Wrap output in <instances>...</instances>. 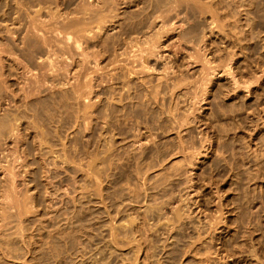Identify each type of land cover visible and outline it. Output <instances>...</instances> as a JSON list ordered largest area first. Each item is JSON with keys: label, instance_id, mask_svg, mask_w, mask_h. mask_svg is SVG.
<instances>
[{"label": "rangeland", "instance_id": "obj_1", "mask_svg": "<svg viewBox=\"0 0 264 264\" xmlns=\"http://www.w3.org/2000/svg\"><path fill=\"white\" fill-rule=\"evenodd\" d=\"M6 1L7 0H0V10L2 7L4 8L0 11V41L2 42H6L4 39L10 37L11 35L7 31H3L6 29L5 25L11 22L6 18L7 15L4 14V10L7 8V6L5 7ZM12 1L15 2V0H11L10 2L13 4L16 3ZM209 2H211V0ZM232 2L234 4L235 1L232 0ZM236 2L234 4L235 8L233 9L235 13L232 15L229 14L227 18V23L231 22L230 26L233 29L230 26L229 28L225 25V20H221L222 22L219 21L221 31L219 32V27H217L214 29V31L210 32L212 30L211 26H209L211 17L210 13H206V15L209 16V21L205 20V25H207V35L204 37V41H201L196 45L186 43L185 41H182L180 44V42L177 41L176 36H174L171 40L164 43H169V46L167 45L164 48L162 57L159 59L156 57L152 58L151 64L155 63L154 65L157 69L156 71H153V73L151 72L152 74L149 76V78L151 77L154 83H156L158 80L157 76H159V74L161 76L162 72L160 73V71H162V68L169 63H175L174 66L176 73L173 72L172 74L171 71L173 70H171V73H169L172 74V78H176V75L178 78L180 76L179 79H182V76H184V79L187 78V80H181L183 86L180 85V88H176L175 94L171 92H168V94L166 93L167 95H165L164 106L162 105L161 107V104L151 105L152 108L155 109L153 110L156 117L161 114L163 117H165V119L168 120L163 122V125L167 128L161 125L162 119H158V122L156 118L155 123H152L151 121L146 120L143 116L141 119L142 121L139 119L140 122H135L134 120L132 122L134 124L136 123V127H141L137 128V131L135 130L134 133H137L135 134L136 137L132 135L130 137L131 139L128 137L129 139L127 138L125 141L122 140L121 142L118 136L115 135L114 127L109 126V124H107L108 126L106 125V121L109 119V115H107V113H110L109 106L111 104H119L120 102L115 100L118 95L117 97L115 95V97L112 98L113 101L110 97H108L110 95V92L108 94V89H111V85H113V87L116 85L113 84L112 80L108 81L107 76L109 75H106L107 70L104 69L96 72V75L98 73L99 77H97L98 75L96 76L95 73L93 75L94 77L96 76L95 79L97 78L98 81L95 83L96 80H93V82L95 81L93 83L95 91L90 97L91 101L96 102H93V106L90 107L88 111L89 113L87 114V121H85V123L88 124V127L84 125L85 123L81 126H78V123L75 121V113H73V109L71 107H69L68 112H66V108L63 111V109H59V106L57 107V105H51L54 104L51 103L50 108L48 106V108L45 109V113L47 114V112H50L49 109L51 110V107H53L51 112L47 114L48 116L51 114L50 117L55 119L53 120L54 122L51 120L50 123H48V128L50 129L52 135L54 134L49 138V140H47L48 143L50 142L51 146L53 144L52 147L49 146V144L46 145L45 143L47 142H45V145H43V143L40 144L38 140L34 139L33 133L37 132V130L39 132L40 129L38 128L40 127H37L36 129L29 128L23 131L20 128H22L24 125L19 127V132L21 131L20 133H22H19L20 138L27 136L25 131L34 130L32 137H29L28 135L27 138L25 137V139L19 140L20 142H18V140L13 141L16 140L14 139L16 135H12V138H7V142H5V140L4 142L0 141V143L2 142V145L0 146V264H264V98L260 99V102L257 100L255 93L251 94L246 88L232 90L233 88L229 84L228 80L229 75L225 73L226 67H224L223 61L229 51V48L232 47V45H229L230 38L227 32H230L231 30V32L235 30L240 31L244 36V39L241 42L244 47L246 46L247 48V46L249 47L251 43L256 41L260 48L258 49L259 52L257 51V53L252 54L253 52L248 49L243 48L245 50L244 51L243 49L239 48V46L234 47L233 52L236 54L235 56H237V58L235 57L234 59H238V61L233 64V69L239 77L242 76V74H244L243 72L246 70L244 66L247 60L246 58H248L250 61L252 59V61L255 60L253 62V65L255 64V66L250 64L251 66L249 73L240 77V79L245 77V79H247L249 76L252 78L254 77L253 79H255L258 78V75H262V77H260L264 79V0H236ZM2 3L5 5L2 6ZM252 3L255 4L253 5ZM238 5L241 7H238ZM125 6L126 4H122L123 8H120L119 10L121 15L127 14L122 13V11L127 9V6ZM130 9H133V7ZM1 14L6 16L3 17ZM15 15L16 13L12 14V16ZM183 15L185 14H182V17L178 16V18H175V23L177 22L175 24L177 25V30H173V32H179L185 28L182 26L184 21L187 25V22H191ZM1 16L3 18H1ZM4 18L5 21L3 20ZM200 18V20H202V17ZM183 19L185 20L182 21ZM6 20L8 23H6ZM247 20H249V22ZM186 24L185 26H187ZM118 30L119 26L117 22L116 24L110 25L109 28H107L105 34L102 33L103 37L108 34H116ZM246 34H248V36ZM3 43H0V48L6 46H1ZM221 44L223 46H221ZM198 45L199 47H197ZM92 47L94 48L93 50H98L97 47ZM198 48H200L201 51L204 50L206 56L208 58L210 57L209 59L213 61L211 63L213 67L212 70L215 68L213 71L209 70L211 74L209 76L207 75V78L211 79H205L206 83L204 85H200L199 83L202 79L201 74L204 73L202 67L205 66V63L203 62L205 60L195 63V60H191L193 57H189V52H195V50L197 51ZM205 48H207V50ZM89 49V51L92 50L91 47ZM176 50H178V53H176ZM217 51H220L222 54ZM0 53L1 57L4 56L1 60H5L3 62L7 63L11 62V60L7 58H12L18 54L17 52H13L12 56H10L11 53L9 56H7L8 53L6 54L5 52L3 53L1 51ZM2 54H5L6 56ZM179 56H181L180 60H182V56L185 58V60L183 59V65H181L179 60H177ZM109 60V57L105 55L102 56L100 60V66L108 65L107 63L110 62ZM218 62L220 64L222 62L223 64L221 65L223 66H221ZM111 66L114 67V65ZM111 66L109 65V68L113 69ZM206 66H210V64H207ZM109 68L107 69L110 70ZM3 69H1L2 73L4 72ZM76 69L78 70L79 67L76 66L72 70L71 76L65 75L63 77L64 82H68V79L70 78L69 81L71 84L75 80L72 76ZM207 69L208 67L204 71ZM20 70L22 71V68ZM104 71H106V73ZM111 71L114 72V69ZM20 74H22V72ZM100 74H103L104 77ZM2 75L4 76L2 77L0 75L2 77L0 79H5V76H7L6 73H3ZM22 75V78L18 79L20 80L19 86H24L26 81V79H24L26 74ZM11 78H13V75ZM164 78V76H161L162 80H165ZM259 78L258 82L254 83L253 86H259L260 83H262V79ZM198 79L200 80L198 81ZM196 80L199 83H196ZM68 84H66L63 88H66ZM49 85L50 84L45 85L43 88L44 90L38 96L45 95L50 92L52 86ZM196 85H198V87ZM13 86L11 87L14 89L15 87ZM55 87L56 90H60L61 88L58 87V85ZM259 88V91L263 92L262 89H264V84L262 83ZM16 90L18 91V89H15V91ZM7 91L11 93L10 88H8ZM12 91L14 96L15 91ZM235 92H239L238 97L235 96ZM18 94L15 95L17 96ZM194 95L195 97L198 95V97L201 98H193ZM4 98H0L2 104H0V114H2L4 110L10 106L14 107V102H9L7 98ZM244 102H248V107L243 106ZM254 102L256 105H258L256 106L257 110L254 108L255 105L251 106ZM94 103H96L95 106ZM176 103H178V107H176ZM169 105L172 107H169ZM186 105H188L190 108H188ZM54 107H56L57 110L56 108L54 109ZM229 108L234 111L229 110ZM252 110H255L254 113H252ZM54 111H57L58 115ZM172 111L173 113H171ZM189 111H191L190 113L193 115H191ZM186 114H190V116ZM240 115L250 116L256 121L255 124L252 123V125L249 124L250 126L245 128L244 126L242 127V123L239 119ZM104 116L105 119L107 118L106 120L104 119ZM175 116H177L179 119L181 117V120L182 116H188L187 118L185 117V119L189 120L190 118V122L188 123L187 120V125L184 119V121L182 120L183 122L178 123V120L175 119ZM63 117L67 118V122L64 123L66 127H64V124L61 122V120L64 121ZM172 118L176 120V122L174 121L175 124L173 123L174 119ZM27 119L30 120L31 118H23V120ZM88 121L90 122L88 123ZM136 121H138V119H136ZM145 121H147L146 123H150L146 124ZM82 123L83 120L81 121V124ZM137 124L139 126H137ZM167 124L169 125V128ZM179 124L181 128L179 127ZM181 124H184L186 127ZM175 125L177 126V129H174ZM60 126H62L63 130L60 129ZM231 127L234 128L231 129ZM45 128L46 127H44V130H46ZM139 129L142 133L139 131ZM167 130L170 131L168 132ZM258 130L259 132L256 134ZM58 131H63L64 138L63 134L60 133V135L62 134L61 137ZM178 131L180 136L178 135ZM152 136L155 140L152 138ZM260 136L261 138L263 136V138L260 142H257L255 137L260 138ZM117 138L120 143H117L116 140H113ZM139 138L141 139V142L137 140ZM33 139L35 140V143L32 141ZM50 139L52 140L50 141ZM26 141L28 143H33V149L31 151L26 149ZM63 142L67 148L64 144H62ZM181 142L183 143L182 145ZM156 143H158V145H156ZM170 143L171 145H169ZM63 145L65 146V149ZM186 146H188L190 150ZM176 147L180 148L177 149ZM52 151L55 153H52ZM64 151L65 154H63ZM145 152H148L147 156L149 157L143 156ZM6 153L7 155L9 154L7 156L9 160L4 157L6 156ZM16 154L19 156L18 161L13 157ZM189 163L191 164L189 165ZM7 164H10L9 167ZM21 164L24 165L25 168L22 167ZM25 164L27 165L25 166ZM148 165L151 166L149 167ZM13 166H15V170L19 169L21 171H17L22 173H20L21 175L16 178L14 190L16 189L17 192L16 190L4 191V189L7 187V184H9V182L7 183L8 176L5 175L7 173V169L5 170V168H11ZM24 169H27V171ZM139 170L140 174L138 173ZM136 173H138V175ZM22 175L26 176L23 177ZM34 175H36V177ZM4 184L6 185L4 186ZM99 189L101 190L99 191ZM8 192L12 193H9V195L7 194ZM14 196H18V198ZM26 197H28V199L23 201L26 199ZM8 198H10L9 201L6 200ZM29 199L30 202L28 201ZM24 202L27 204H24ZM19 204L20 206H18ZM10 205L13 206L11 207ZM28 205L30 206L28 207ZM5 210H7V212L9 210V212L7 213ZM20 211L21 213H19ZM174 215L176 217H174ZM19 216L22 217L20 218ZM131 216H133L132 219L135 218L134 216H136L138 219L135 218V221L134 219H129ZM144 218H147L146 221ZM169 221L171 222L169 223ZM113 222L115 225L118 224V228L115 225L113 226ZM120 223L124 224L122 225ZM115 230L118 233H115ZM29 235L32 236V239ZM113 235L116 236V241H113ZM7 239H9L11 243ZM8 243L10 245H8ZM10 247L13 248V251L10 250Z\"/></svg>", "mask_w": 264, "mask_h": 264}, {"label": "bare ground", "instance_id": "obj_2", "mask_svg": "<svg viewBox=\"0 0 264 264\" xmlns=\"http://www.w3.org/2000/svg\"><path fill=\"white\" fill-rule=\"evenodd\" d=\"M8 1V0H7ZM6 1L2 3V6L5 5L7 6L6 10H4V14L7 15V19H9L10 23L8 21L5 23L6 29L3 31H7L10 33V37H7L6 42L5 41H0V43H3L1 46H4L3 48H0L1 52H5L6 54L8 53L7 56L11 53L10 56H12V53H18L17 56H14L12 58H7L11 60L10 63L3 62L5 60L1 57L0 53V75L3 73L7 76L4 78L6 79H0V98L2 97L7 98L9 102H14V107H9L4 110L2 114H0V141L5 140L7 142V138H12V135H16L13 141L20 142L19 140L27 138L28 135L29 137H32L33 131H25L27 136H24V138H20V133L19 132V127L23 126L22 129L23 131L26 129H36L37 127H40V133L35 132L33 133V137L35 140H38L40 144L43 143V145H50V142L48 143L47 140L52 135L50 129L48 128V123L50 121L55 120L53 117L48 116L47 114L51 112L52 109L45 113V109L50 108L51 105H57L59 106V109H64L66 108V112H68V108L71 107L73 109V113H75V121L78 123V126H81L87 121V114L89 113L90 107L93 106V102L96 101H91V95L95 91L94 87V82L93 80L96 75V72L101 71V70H107L104 71L106 73L107 79L112 80L113 84L116 86L113 87V85L110 86L111 89H108V94L110 92V97L111 99L115 97V100H118L120 102L119 104H111L110 107V113H107L109 115V119L105 122L106 125L109 124V126L114 127L115 130V135L118 136L119 140H126L128 137L130 138L132 135L135 136L134 133L135 130L137 131V128L141 127H136V123H132L133 120L135 122H140L139 119L141 120L142 117L148 121H151L152 123H155V121L158 119H162V124L165 122V117H163L161 114L158 115L157 117L155 116L154 108H152V104L162 105L164 106V100H165V95L168 94V92H171L173 94L176 93V88H178L180 85H182L181 80L184 79L182 76V79H179L177 75L175 76L176 78H172L173 72H175V66L174 64H166L163 68L162 71H160L161 76H164L165 80L161 79V76H157L158 80L156 83L153 82V79L149 76L153 73V71H156L155 63L151 64L152 58H161L162 57V52L164 48L169 44H164L171 40L174 36H176L177 41L181 42L185 41L186 43L190 44H199L201 41H204V37L207 35L206 32V22L205 20H208L209 16L206 15V13H210V22L209 26H211V31H214L215 28L219 27V32L221 31V26H219V21L222 22L224 21L226 26H230V23L228 21V16L229 14L232 15L235 13L233 9L235 8L232 0H15L12 1L15 4L11 3L9 0L8 2ZM231 1V2H230ZM252 1V0H251ZM256 2V1H255ZM8 3V4H7ZM209 3V4H208ZM122 4H126L127 9L122 11V13H127L124 15H121V12L119 11L120 8L122 7ZM237 4V2H236ZM253 4V3H252ZM255 4V3H254ZM253 4V5H254ZM263 4V2H262ZM121 5V6H120ZM260 5V4H259ZM1 6V5H0ZM125 6V7H126ZM242 6V4H241ZM238 5V7H241ZM133 7V9H130ZM135 7V8H134ZM237 7V6H236ZM256 7V6H255ZM261 7V6H260ZM129 8V9H128ZM244 8V7H243ZM253 8V7H252ZM2 9H4L2 7ZM1 9V10H2ZM237 9V8H236ZM264 9V8H263ZM0 10V11H1ZM256 10V9H255ZM259 10V9H258ZM261 10V9H260ZM64 11V12H63ZM247 12V11H246ZM257 12V11H256ZM255 12V13H256ZM3 13V12H1ZM13 13H16L15 16H12ZM185 14L187 20L191 22H187L188 25L185 23L182 25V30L179 32H173V30H177V25H175V18L182 17L181 15ZM241 14V13H240ZM3 15V14H1ZM6 15H3L5 17ZM121 15V16H120ZM204 16V17H203ZM243 16V15H242ZM258 16V15H257ZM1 16V18H3ZM202 17V20H200ZM205 18V19H203ZM248 18V17H247ZM255 18V17H254ZM263 18V17H262ZM261 18V19H262ZM180 19V18H179ZM253 19V18H251ZM258 19V18H257ZM5 21V18L3 19ZM186 20V21H187ZM222 20V21H221ZM230 20V19H229ZM209 21V20H208ZM249 22V20H247ZM253 21V20H252ZM262 21V20H261ZM118 22L119 30L117 31L116 34L113 35H106L103 37V34L106 33L107 28H109L110 25L116 24ZM246 22V21H245ZM247 22V23H248ZM251 22V21H250ZM255 22V21H254ZM263 22V21H262ZM261 23V22H260ZM185 24L187 26H185ZM1 25V24H0ZM222 25V24H220ZM249 25V24H248ZM247 25V26H248ZM252 25V24H251ZM225 26V27H226ZM250 26V25H249ZM263 26V25H262ZM4 27V26H3ZM4 27V28H5ZM227 27V28H228ZM231 27V26H230ZM229 27V28H230ZM232 28V27H231ZM253 28V27H252ZM2 29V28H1ZM223 29V28H222ZM233 29V28H232ZM251 29V28H250ZM179 30V29H178ZM228 30V29H227ZM231 30V29H230ZM253 30V29H252ZM262 30V29H261ZM209 31V30H208ZM224 31V30H222ZM232 31V30H231ZM227 32L228 36L230 38V44L232 45L231 48H229L228 53L225 56L224 61V67L225 68V73L229 75V84L233 88L232 90H237L239 88H246L251 94L255 93L257 100L260 101V99L264 98V89L263 92L259 91L260 85L262 83L264 84V79H262V75H258V78L260 77L262 79V83H260L259 86H256L253 84L258 82V78L253 79L252 77L249 76V78L245 79L240 77L245 76L246 74L249 73L250 71V66H255L253 65V62L248 60L246 58V62L244 64L246 70L243 72L242 76H238L237 73H235L233 69V64L238 61L235 60L234 58L236 54L233 52L234 47H238L243 49H248L251 52L257 53L258 49L260 48L259 44L255 41L254 43H251L250 46L246 48L242 45L243 41V35L240 31H233V32ZM248 31V30H247ZM263 31V30H262ZM218 32V33H219ZM254 32V31H253ZM252 32V33H253ZM256 32V31H255ZM103 33V34H102ZM241 33V34H240ZM263 33V32H262ZM223 34V32H222ZM264 34V33H263ZM9 35V34H8ZM213 35V34H212ZM227 35V34H226ZM248 36V34H246ZM250 35V34H249ZM257 35V34H256ZM5 36V35H4ZM222 36V35H221ZM225 36V35H224ZM227 36V37H228ZM250 37V36H249ZM252 37V35H251ZM261 37V36H260ZM212 38V37H211ZM221 38V37H220ZM256 38V36H255ZM246 39V38H245ZM248 39V38H247ZM251 39V38H250ZM261 39V38H260ZM254 40V39H253ZM176 41V40H175ZM247 41V40H245ZM252 41V40H251ZM264 41V40H263ZM216 42V41H215ZM261 42V41H260ZM224 43V42H223ZM215 44V43H214ZM248 44V43H247ZM174 45V44H173ZM216 45V44H215ZM218 45V44H217ZM227 45V44H226ZM97 47L98 50H93L94 48L92 47ZM169 46V45H168ZM220 46V44H219ZM221 46H223L221 44ZM92 48L91 51H89V48ZM178 47V45H177ZM199 47V45L197 46ZM214 47V46H213ZM217 47V46H216ZM230 47V46H229ZM189 48V47H188ZM202 48V47H201ZM209 48V46H208ZM225 48V47H224ZM196 49V47H195ZM207 50V48H205ZM216 49V48H215ZM222 49V48H221ZM228 49V48H227ZM244 50V49H243ZM204 51V50H203ZM198 48V50L195 52H189L190 55L189 57H193L191 60H195L196 62H201L203 60L205 63V66L202 67V70L204 73L201 74V82H197L200 85H204L206 83L205 79L207 78V75L209 76L211 72L209 70H212V65L211 61L205 54V51L203 52ZM212 51V50H211ZM214 51V50H213ZM221 51V50H220ZM217 51V52H220ZM236 51V50H234ZM245 51V50H244ZM249 51V52H250ZM239 52V51H238ZM250 52V53H251ZM259 52V51H258ZM176 53H178V50H176ZM192 53V54H191ZM195 53V54H194ZM221 53V52H220ZM246 53V52H245ZM103 54V55H102ZM222 54V53H221ZM259 54V53H258ZM257 54V55H258ZM5 55V54H2ZM107 56L110 58V62H108V65L100 66V60L102 56ZM185 55V54H184ZM215 55V54H214ZM220 55V54H219ZM6 56V55H5ZM172 56V55H171ZM247 56V55H246ZM249 56V55H248ZM251 56V54H250ZM263 56V55H262ZM180 57H178L177 60L183 65L185 60L184 56H182V60H180ZM222 57V55H221ZM250 58V57H249ZM261 58V57H260ZM6 59V58H4ZM165 59V58H164ZM8 61V60H7ZM168 61V60H167ZM222 61V62H223ZM3 62V63H1ZM9 62V61H8ZM169 62V61H168ZM175 62V61H174ZM177 62V61H176ZM220 62V61H219ZM218 62V63H219ZM221 62V64H223ZM264 62V61H263ZM172 63V62H171ZM258 63V62H257ZM178 64V63H177ZM210 66H206V65ZM220 64V63H219ZM220 64V65H221ZM241 64V63H240ZM251 64V65H250ZM109 65H114L112 67L114 69V72L111 71L113 69L109 68ZM179 65V64H178ZM218 65V64H217ZM242 65V64H241ZM258 65V64H257ZM79 67V69L75 70L73 73L74 81L70 84V81L68 79V82H64V76H71V72L75 67ZM163 66V65H162ZM223 66V65H221ZM179 67V66H178ZM208 69L204 71L206 68ZM215 67V66H214ZM263 67V66H262ZM4 68V69H3ZM22 68V71L20 70ZM109 68L110 70H108ZM205 68V69H204ZM235 68V67H234ZM239 68V67H238ZM3 69V73L1 71ZM215 69V68H214ZM213 69V70H214ZM243 69V68H242ZM262 69V68H261ZM173 70V71H171ZM212 70V71H213ZM172 74H169L171 73ZM254 71V70H253ZM26 74L24 76V79H26L24 86H19L20 80L19 78H22V74ZM103 72V73H104ZM152 72V73H151ZM215 72V71H214ZM2 73V74H1ZM95 73V77L93 76ZM100 73V72H99ZM110 73V74H109ZM176 73V72H175ZM261 73V72H260ZM259 73V74H260ZM20 74V75H19ZM143 74V75H142ZM185 74V73H184ZM214 74V73H213ZM225 74V75H226ZM252 74V73H251ZM13 75V78H11ZM103 76V74H100ZM171 75V76H170ZM183 75V74H182ZM254 75V74H253ZM256 75V74H255ZM0 76V78H2ZM264 76V74H263ZM10 77V78H9ZM99 77V75L97 76ZM104 77V76H103ZM109 77V78H108ZM188 77V76H186ZM206 77V78H205ZM248 77V76H247ZM257 77V76H256ZM9 78V79H8ZM68 78V77H67ZM102 79V77L100 76ZM138 80L136 81L135 80ZM195 78V77H194ZM210 78V77H209ZM259 78V79H260ZM23 79V80H24ZM100 79V80H101ZM106 79V77H105ZM106 79V80H107ZM197 79V78H196ZM198 79V81L200 80ZM211 79V78H210ZM208 79V80H210ZM244 79V80H243ZM63 80V81H62ZM66 80V79H65ZM97 83V78L95 79ZM184 80H187L185 78ZM182 80V81H184ZM207 80V82H208ZM51 81V83H50ZM104 81V79H103ZM191 81V80H190ZM194 81V80H193ZM24 82V81H23ZM101 82V81H100ZM105 82V81H104ZM107 82V81H106ZM69 83V84H68ZM192 83V81H191ZM195 83V82H194ZM22 84V82H21ZM50 84L52 86V89L50 92H48L45 95L38 96L42 93L44 90L43 88L45 85ZM66 84H68L66 88H63ZM112 84V83H111ZM15 85V86H13ZM49 85V86H50ZM61 87L60 90H56V87ZM186 85V84H185ZM189 85V84H188ZM15 87L14 89L11 87ZM96 86V85H95ZM101 86V85H100ZM183 86V85H182ZM198 87V85H196ZM195 86V87H196ZM48 87V86H47ZM55 87V88H54ZM192 87V86H191ZM229 87V88H231ZM8 88H10V92L7 91ZM109 88V87H108ZM180 88V87H179ZM15 89H18V93L15 91L14 96H13V91ZM50 89V88H48ZM194 89V88H193ZM197 89V88H196ZM195 89V90H196ZM200 89V88H199ZM46 90V88H45ZM185 91V90H184ZM201 91V90H200ZM202 92V91H201ZM167 93V94H166ZM199 93V92H198ZM234 93V91H233ZM11 94V96H10ZM15 94H18L17 96ZM94 94V93H93ZM202 94V93H201ZM200 94V95H201ZM239 92H235V96L238 97ZM96 95V94H95ZM179 96V95H178ZM186 96V95H184ZM167 97V96H166ZM174 97V96H173ZM4 98V99H5ZM193 98L198 99V95ZM201 98V97H200ZM199 98V99H200ZM0 99V100H1ZM14 100V101H12ZM114 100V101H115ZM171 100V99H170ZM180 100V97H179ZM175 100V101H179ZM182 100V99H181ZM4 101V100H3ZM91 101V102H90ZM113 101V99H112ZM191 101V100H190ZM244 101V100H243ZM258 101V102H259ZM7 102V101H6ZM184 102V101H183ZM187 102V101H186ZM193 102V100H192ZM198 102V100H197ZM257 102V101H255ZM253 103L251 106L255 105L256 109V103ZM261 102V101H260ZM8 103V102H7ZM1 104V101H0ZM96 103H94L95 106ZM169 104V103H168ZM259 104V103H257ZM2 105V104H1ZM0 105V106H1ZM182 105V104H181ZM179 105V106H181ZM195 105V103H194ZM193 105V106H194ZM234 105V104H233ZM154 106V105H153ZM159 106V107H160ZM188 107V105H186ZM243 106L248 107V102H244ZM169 107H172L169 105ZM175 107V106H174ZM176 107H178V103H176ZM175 107V108H176ZM231 107V106H230ZM241 107V106H240ZM239 107V108H240ZM56 107H54L55 109ZM174 108V109H175ZM190 108V107H188ZM198 108V107H196ZM195 108V109H196ZM264 108V107H263ZM93 109V108H92ZM108 109V108H107ZM106 109V110H107ZM154 109V110H153ZM162 109V108H161ZM169 109V108H168ZM182 109V108H181ZM187 109V108H186ZM193 109V107H192ZM241 109V108H240ZM243 109V108H242ZM57 110V108H56ZM164 110V109H163ZM173 110V108H172ZM178 110V109H177ZM180 110V108H179ZM229 110H231L229 108ZM257 110V109H256ZM108 111V110H107ZM160 111V110H159ZM168 111V110H167ZM175 111V110H174ZM187 111V110H186ZM193 111V110H192ZM234 111V110H231ZM255 111V110H254ZM252 110V113H254ZM2 112V111H1ZM55 112V111H54ZM109 112V111H108ZM170 112V111H169ZM176 112V111H175ZM182 112V111H181ZM191 111H189L190 113ZM257 112V111H256ZM57 114V111L55 112ZM94 113V112H93ZM92 113V114H93ZM161 113V112H160ZM165 113V112H164ZM173 113V111L171 112ZM185 113V112H184ZM183 113V115H184ZM61 114V113H60ZM67 114V113H66ZM159 114V113H158ZM181 114V113H180ZM191 114V113H190ZM190 114H186L189 115ZM232 114V112H231ZM230 114V115H231ZM58 115V114H57ZM106 115V116H107ZM166 115V114H165ZM175 115V114H174ZM179 115V114H178ZM177 115V116H178ZM193 115V114H191ZM55 116V115H54ZM94 116V115H93ZM103 116V115H102ZM175 116V119L178 120V123H181L184 121L185 117L182 116L180 119ZM239 116V115H238ZM28 118L30 117V120H23V118ZM89 117V115H88ZM172 117V116H171ZM174 117V116H173ZM188 117V116H187ZM186 117V118H187ZM64 118V117H63ZM92 118V117H90ZM143 118V119H144ZM157 118V119H156ZM167 118V117H166ZM170 118V117H169ZM192 118V117H191ZM238 118V117H237ZM89 119V118H88ZM105 119V116H104ZM107 119V118H106ZM105 119V120H106ZM138 119V121H136ZM144 119V120H145ZM156 119V120H155ZM174 119V118H172ZM173 120L176 122V120ZM241 121L242 127L244 126H250L249 124L252 125L255 124V120L252 119L250 116H242L240 115L239 117ZM61 120V119H60ZM83 120V123L81 124V121ZM90 120V119H89ZM92 120V119H91ZM143 120V121H144ZM181 120V121H180ZM188 119H185V123L187 122ZM190 120V118H189ZM188 120V123L190 122ZM192 120V119H191ZM238 120V119H237ZM236 120V121H237ZM142 121V120H141ZM168 121V120H167ZM170 121V120H169ZM172 121V120H171ZM180 121V122H179ZM230 121V120H229ZM228 121V122H229ZM17 122V123H16ZM54 122V121H53ZM61 122L64 124L67 122V118H64V121L61 120ZM90 121H88L89 123ZM94 122V121H93ZM147 121H145L146 123ZM159 122V121H158ZM157 122V124H158ZM239 122V121H238ZM56 123V122H55ZM150 123V122H149ZM146 123V124H149ZM167 123V122H166ZM171 123V122H170ZM172 123V124H173ZM195 123V122H194ZM210 123V122H209ZM39 124V126H38ZM59 124V122H58ZM85 123L84 125L88 127V124ZM160 124V123H159ZM175 124V123H174ZM187 124V123H186ZM50 125V124H49ZM52 125V124H51ZM61 125V124H60ZM168 125V124H167ZM178 125V124H177ZM184 125V124H181ZM188 125V124H187ZM258 125V124H257ZM58 126V125H57ZM64 127L65 124L63 125ZM105 126V125H104ZM108 126V125H107ZM137 126H139L137 124ZM150 126V125H149ZM164 126V125H163ZM171 126V124H170ZM185 126V125H184ZM44 127H46L44 130ZM146 127V126H145ZM154 127V125H153ZM165 127V126H164ZM180 127V124H179ZM186 127V126H185ZM240 127V126H239ZM167 128V127H165ZM169 128V125H168ZM173 128V126H172ZM171 128V129H172ZM177 129V126H174V129ZM181 128V127H180ZM230 128V127H229ZM234 127H231V129ZM42 129V130H41ZM60 129L63 130L62 126H60ZM77 129V128H76ZM112 129V128H111ZM147 129V128H146ZM153 129V128H152ZM164 129V128H163ZM179 129V128H178ZM65 130V129H64ZM83 130V129H82ZM149 130V129H148ZM190 130V129H189ZM18 131V132H17ZM22 131V132H23ZM56 131V128H55ZM87 131V130H86ZM141 132V130L139 129ZM138 131V132H139ZM158 131V130H157ZM165 131V130H164ZM168 131V130H167ZM170 131V130H169ZM168 131V132H169ZM175 131V130H174ZM24 132V133H25ZM59 132V131H58ZM166 132V131H165ZM259 132V130L256 132V134ZM20 133V134H19ZM23 133V134H24ZM55 133V132H54ZM63 134V131L59 132ZM142 133V132H141ZM151 133V132H150ZM19 134V135H18ZM61 134V135H62ZM114 134V133H113ZM152 134V133H151ZM168 134V133H167ZM25 135V134H24ZM57 135V136H59ZM60 135V136H61ZM141 135V134H140ZM178 135L179 131H178ZM182 135V134H181ZM250 135V134H249ZM252 135V134H251ZM19 136V137H18ZM59 136V137H60ZM114 136V135H113ZM122 136V137H121ZM138 136V135H137ZM247 136V135H246ZM22 137V136H21ZM58 137V139H59ZM62 137V136H61ZM136 137V136H135ZM142 137V136H141ZM148 137V136H147ZM182 137V136H181ZM180 137V138H181ZM54 138V137H53ZM56 138V137H55ZM64 138V134H63ZM112 138V137H111ZM118 138L113 139L114 141L118 143ZM128 138V139H129ZM134 138V137H133ZM138 138V137H137ZM153 138V136H152ZM173 138V137H172ZM179 138V137H178ZM257 142H260L263 138L255 137ZM3 139V140H2ZM32 140L35 143V140ZM61 139V138H60ZM131 139V138H130ZM154 139V138H153ZM152 139V140H153ZM183 139V138H182ZM181 139V140H182ZM227 139V138H226ZM52 139H50L51 141ZM140 141L141 139H137ZM149 140V139H147ZM155 140V139H154ZM153 140V141H154ZM171 140V139H170ZM180 140V141H181ZM205 140V139H204ZM64 141V140H63ZM77 141V140H76ZM113 141V143H114ZM123 141V142H124ZM135 141V140H134ZM186 141V140H185ZM37 142V141H36ZM47 142V143H45ZM141 142V141H140ZM151 142V141H149ZM178 142V141H177ZM184 142V141H183ZM191 142V141H190ZM189 142V143H190ZM204 142V141H203ZM224 142V141H223ZM245 142V141H244ZM2 143V142H1ZM0 143V146L2 145ZM26 149L28 151H31L33 149V143L32 142H27ZM45 143V144H44ZM120 143V142H119ZM133 143V142H132ZM185 143V142H184ZM188 143V142H187ZM186 143V144H187ZM194 143V142H192ZM23 144V143H22ZM38 144V143H36ZM39 144V145H40ZM52 144V142H51ZM64 144V142L62 143ZM75 144V143H74ZM183 143L181 142V145ZM263 144V143H262ZM65 145V144H64ZM63 145V146H64ZM113 145V144H112ZM123 145V144H122ZM158 145V143H156ZM155 145V146H156ZM171 145V143L169 144ZM175 145V144H174ZM179 145V146H181ZM188 145V144H187ZM48 146V147H49ZM53 146V144H52ZM51 146V147H52ZM66 146V145H65ZM64 146V149H65ZM118 146V145H116ZM129 146V145H128ZM136 146V145H135ZM152 146V145H151ZM167 146V145H166ZM191 146V144H190ZM249 146V145H247ZM37 147V146H36ZM45 147V146H44ZM115 147V146H114ZM144 147V146H143ZM172 147V146H171ZM185 147V146H182ZM188 148V146H186ZM233 147V146H232ZM231 147V148H232ZM260 147V146H259ZM67 148V146H66ZM125 148V147H124ZM133 148V147H132ZM146 148V147H145ZM177 148V147H176ZM178 147L177 149H179ZM193 148V147H192ZM201 148V147H200ZM24 149V148H23ZM41 149V148H40ZM54 149V148H53ZM115 149V148H114ZM144 149V148H143ZM167 149V148H165ZM171 149V148H170ZM175 149V148H174ZM176 149V151H177ZM182 149V148H181ZM189 149V148H188ZM199 149V148H198ZM254 149V148H253ZM262 149V148H261ZM1 150V149H0ZM18 150V149H17ZM46 150V149H45ZM51 150V149H50ZM100 150V149H99ZM190 150V149H189ZM196 150V149H195ZM56 151V150H55ZM63 151V150H62ZM129 151V150H128ZM149 151V149H148ZM179 151V150H178ZM193 151V150H192ZM12 152V151H11ZM54 151H52L53 153ZM99 152V151H98ZM131 152V151H130ZM165 152V151H164ZM169 152V151H168ZM182 152V151H181ZM190 152V151H189ZM196 152V151H195ZM4 153V152H3ZM17 153V151H16ZM19 153V152H18ZM27 153V152H26ZM55 153V152H54ZM117 153V152H116ZM143 153V152H142ZM173 153V152H172ZM193 153V152H192ZM200 153V152H199ZM28 154V153H27ZM60 154V153H59ZM65 154V151L64 153ZM120 154V153H119ZM129 154V153H127ZM135 154V153H134ZM148 152L143 155L147 156ZM151 154V153H150ZM159 154V153H158ZM174 154V153H173ZM176 154V153H175ZM185 154V153H184ZM195 154V153H194ZM198 154V153H197ZM253 154V153H252ZM9 155V154H8ZM6 153V157L8 159V156ZM44 155V154H42ZM98 155V154H97ZM96 155V156H97ZM131 155V154H130ZM167 155V154H166ZM169 155V154H168ZM191 155V154H190ZM58 156V155H57ZM69 156V155H68ZM135 156V155H134ZM142 156V158H143ZM155 156V155H154ZM170 156V155H169ZM168 156V157H169ZM196 156V155H195ZM14 159L17 161L19 160V156L16 154L13 156ZM16 157V158H15ZM66 157V156H64ZM63 157V158H64ZM100 157V156H99ZM114 157V156H113ZM139 157V156H138ZM149 157V156H147ZM153 157V156H152ZM256 157V156H255ZM12 158V157H11ZM44 158V157H43ZM62 158V159H63ZM93 158V157H92ZM91 158V159H92ZM137 158V157H136ZM164 158V157H163ZM166 158V156H165ZM240 158V157H239ZM259 158V157H258ZM4 159V158H3ZM41 159V158H40ZM45 159V158H44ZM67 159V158H66ZM84 159V158H83ZM97 159V158H96ZM105 159V158H104ZM141 159V158H140ZM149 159V158H148ZM151 159V158H150ZM192 159V158H191ZM244 159V158H243ZM6 160V159H5ZM9 160V159H8ZM7 160V161H8ZM43 160V159H41ZM50 160V159H49ZM129 160V159H128ZM143 160V159H141ZM159 160V159H158ZM194 160V159H193ZM6 161V162H7ZM14 161V160H13ZM22 161V160H21ZM20 161V163H21ZM45 161V160H44ZM97 161V160H96ZM132 161V160H130ZM138 161V160H137ZM140 161V160H139ZM144 161V160H143ZM155 161V160H154ZM188 161V160H187ZM238 161V160H237ZM33 162V161H32ZM93 162V161H92ZM150 162V160H149ZM162 162V161H161ZM8 163V162H7ZM37 163V162H36ZM44 163V162H43ZM49 163V162H48ZM51 163V162H50ZM56 163V162H55ZM76 163V162H75ZM94 163V162H93ZM102 163V162H101ZM138 163V162H137ZM148 163V162H147ZM17 164V163H16ZM46 164V163H45ZM110 164V163H109ZM179 164V163H178ZM188 164V163H187ZM191 163H189L190 165ZM8 165V164H7ZM5 165V166H7ZM10 165V164H9ZM8 165V167H9ZM12 165V164H11ZM22 165V164H21ZM27 164H25L26 166ZM44 165V164H43ZM68 165V164H67ZM79 165V164H78ZM90 165V164H89ZM137 165V164H136ZM140 165V164H139ZM138 165V166H139ZM146 165V162H145ZM174 165V164H173ZM4 166V165H3ZM45 166V165H44ZM51 166V165H50ZM57 166V165H56ZM142 166V164H141ZM140 166V167H141ZM149 166V165H148ZM147 166V167H148ZM151 166V165H150ZM149 166V167H150ZM153 166V164H152ZM159 166V165H158ZM181 166V165H180ZM232 166V165H231ZM6 167L5 170L7 169L6 174L8 176L7 178V187L4 189V191H13L14 186L16 183V178L21 175L22 173L15 170V166L8 168ZM17 167V166H16ZM20 167V165H19ZM24 167V165H22ZM47 167V166H46ZM95 167V166H94ZM102 167V166H101ZM144 167V166H143ZM25 168V167H24ZM44 168V167H43ZM139 168V167H138ZM154 168V166H153ZM156 168V166H155ZM159 168V167H158ZM175 168V167H174ZM58 169V168H57ZM140 169V168H139ZM147 169V168H146ZM145 169V170H146ZM168 169V168H167ZM170 169V168H169ZM4 170V169H3ZM25 170V169H24ZM44 170V169H43ZM51 170V169H50ZM143 170V169H142ZM148 170V169H147ZM150 170V168H149ZM27 171V169L25 170ZM111 171V170H110ZM168 171V170H167ZM262 171V170H261ZM88 172V171H87ZM93 172V171H91ZM101 172V171H100ZM136 172V171H135ZM138 172V171H137ZM171 172V171H170ZM173 172V171H172ZM21 173V174H20ZM24 173V172H23ZM29 173V172H28ZM31 173V172H30ZM37 173V172H36ZM46 173V172H45ZM95 173V172H94ZM99 173V172H98ZM140 174V170L138 172ZM138 173H136L138 175ZM143 173V171H142ZM166 173V172H165ZM180 173V171H179ZM252 173V172H251ZM250 173V174H251ZM35 174V173H34ZM48 174V173H47ZM103 174V173H102ZM146 174V173H145ZM87 175V174H86ZM95 175V174H94ZM98 175V174H97ZM101 175V174H100ZM142 175V174H141ZM238 175V174H237ZM252 175V174H251ZM256 175V174H255ZM23 176V175H22ZM21 176V177H22ZM26 176V175H24ZM23 176V177H24ZM36 177V175H34ZM43 176V175H42ZM50 176V175H49ZM250 176V175H249ZM259 176V175H258ZM20 177V178H21ZM31 177V176H30ZM146 177V176H145ZM144 177V178H145ZM157 177V175H156ZM164 177V176H163ZM171 177V176H169ZM92 178V177H91ZM257 178V176H256ZM25 179V178H24ZM27 179V178H26ZM42 179V178H40ZM88 179V178H87ZM103 179V178H102ZM255 179V178H254ZM36 180V179H35ZM52 180V179H51ZM56 180V179H55ZM92 180V179H91ZM165 181V180H164ZM172 181V180H171ZM51 182V181H50ZM101 182V181H100ZM129 182V180H128ZM124 183V182H123ZM175 183V182H174ZM91 184V183H90ZM144 184V183H143ZM162 184V183H161ZM3 185V184H2ZM6 184H4L5 186ZM17 185V184H16ZM99 185V184H98ZM95 186V185H94ZM136 186V185H135ZM142 186V184H141ZM147 186V185H146ZM145 186V187H146ZM100 187V186H99ZM121 187V186H120ZM132 187V186H131ZM134 187V186H133ZM17 188V187H15ZM46 188V187H45ZM48 188V187H47ZM116 188V187H115ZM148 188V187H147ZM153 188V187H152ZM2 189V188H1ZM130 189V188H129ZM138 189V188H137ZM16 190V189H15ZM14 190V191H15ZM27 190V189H26ZM67 190V189H66ZM101 189H99L100 191ZM140 190V189H139ZM138 190V191H139ZM19 191V190H18ZM38 191V190H37ZM42 191V190H41ZM135 191V190H134ZM147 191V190H146ZM17 192V190H16ZM24 192V191H23ZM26 192V191H25ZM116 192V190H115ZM12 193L8 192L7 194ZM20 193V192H19ZM22 193V192H21ZM46 193V192H45ZM53 193V192H52ZM60 193V192H59ZM88 193V192H87ZM113 193V192H112ZM2 194V193H1ZM15 194V193H14ZM28 194V193H27ZM32 194V193H31ZM48 194V193H47ZM50 194V193H49ZM110 194V193H109ZM117 194V193H116ZM138 194V193H137ZM140 194V192H139ZM150 194V193H149ZM6 195V194H5ZM10 195V194H9ZM12 195V194H11ZM16 195V194H15ZM18 195V194H17ZM25 195V194H23ZM52 195V194H51ZM54 195V194H53ZM66 195V194H65ZM70 195V194H69ZM133 195V194H132ZM13 196V195H12ZM67 196V195H66ZM72 196V195H71ZM92 196V195H91ZM137 196V195H136ZM139 196V195H138ZM168 196V195H167ZM11 197V196H10ZM18 198V196H14ZM24 197V196H23ZM32 197V196H30ZM34 197V196H33ZM53 197V196H52ZM56 197V196H55ZM70 197V196H69ZM155 197V196H154ZM172 197V196H171ZM90 198V197H89ZM105 198V197H104ZM170 198V197H169ZM5 199V198H4ZM23 199V198H19ZM28 197H26V201ZM91 199V198H90ZM98 199V198H97ZM157 199V198H155ZM164 199V198H163ZM174 199V198H173ZM10 200V198L6 199ZM5 200V201H6ZM32 200V199H31ZM36 200V199H35ZM168 200V199H167ZM16 201V200H15ZM21 201V200H20ZM30 202V199L28 200ZM27 201V202H28ZM105 201V200H104ZM128 201V200H127ZM132 201V200H131ZM158 201V200H157ZM7 202V201H6ZM13 202V201H12ZM18 202V200H17ZM63 202V201H62ZM159 202V201H158ZM162 202V201H161ZM164 202V201H163ZM11 203V202H10ZM19 203V202H18ZM21 203V202H20ZM105 203V202H104ZM103 203V204H104ZM155 203V202H154ZM9 204V203H8ZM23 204V202H22ZM21 204V206H22ZM24 204H27L24 202ZM29 204V203H28ZM51 204V203H50ZM79 204V203H78ZM129 204V203H128ZM157 204V203H156ZM7 205V204H6ZM159 205V204H158ZM163 205V204H162ZM179 205V204H178ZM11 206V205H10ZM13 206V205H12ZM11 206V207H12ZM15 206V205H14ZM17 206V203H16ZM15 206V208H16ZM20 206V204L18 205ZM25 206V205H24ZM30 205H28L29 207ZM63 206V205H62ZM108 206V205H107ZM9 207V206H5ZM27 207V206H25ZM156 207V206H154ZM159 207V206H158ZM33 208V207H32ZM35 208V207H34ZM121 208V207H120ZM10 209V208H9ZM22 209V207H21ZM24 209V208H23ZM30 209V208H29ZM135 209V208H134ZM156 209V208H155ZM160 209V207H159ZM20 210V209H18ZM31 210V209H30ZM34 210V209H33ZM132 210V209H131ZM153 210V209H152ZM28 211V210H27ZM143 211V210H142ZM162 211V210H161ZM178 211V210H177ZM176 211V212H177ZM7 212V210H5ZM9 212V210H8ZM7 212V213H8ZM15 212V211H14ZM18 212V211H17ZM26 212V211H25ZM150 212V211H149ZM163 212V211H162ZM175 212V213H176ZM21 213V211L19 212ZM184 213V212H183ZM12 214V213H11ZM23 214V213H22ZM37 214V213H36ZM121 214V213H120ZM137 214V213H136ZM144 214V213H143ZM186 214V213H185ZM243 214V213H242ZM10 215V214H9ZM17 215V214H16ZM15 215V216H16ZM21 215V214H20ZM181 215V213H180ZM14 216V215H13ZM100 216V215H99ZM108 216V215H107ZM142 216V215H141ZM140 216V217H141ZM20 218L22 216H19ZM67 217V216H66ZM133 216H131L129 219H132ZM136 219H138L136 216H134ZM174 217H176L174 215ZM19 218V219H20ZM100 218V217H99ZM135 218L134 221H135ZM167 218V217H166ZM171 218V217H170ZM6 219V218H5ZM82 219V218H81ZM113 219V218H112ZM132 219V220H133ZM145 219V218H144ZM147 219V218H146ZM145 219V221H146ZM153 219V218H152ZM173 219V218H172ZM18 220V219H17ZM111 220V219H110ZM142 220V219H141ZM140 220V221H141ZM163 220V219H162ZM176 220V219H175ZM174 220V221H175ZM7 221V220H6ZM122 222V221H121ZM127 222V221H126ZM143 222V220H142ZM156 222V221H155ZM171 221H169L170 223ZM26 223V222H25ZM114 223V222H113ZM164 223V222H163ZM211 223V222H210ZM10 224V223H9ZM23 224V223H22ZM122 224V223H120ZM124 224V223H123ZM122 224V225H123ZM145 224V222H144ZM161 224V222H160ZM7 225V224H6ZM60 225V224H59ZM115 223L113 224V226ZM118 225V224H117ZM117 225H115L117 227ZM121 225V226H122ZM164 225V224H163ZM167 225V224H166ZM30 226V225H29ZM112 226V228H113ZM120 226V225H119ZM125 226V225H124ZM128 226V225H127ZM137 226V225H136ZM143 226V223H142ZM156 226V225H155ZM4 227V226H3ZM11 227V226H10ZM16 227V226H15ZM14 227V228H15ZM23 227V225H22ZM45 227V226H44ZM59 228V227H58ZM61 228V227H60ZM118 228V227H117ZM121 228V227H120ZM126 228V227H125ZM151 228V227H150ZM21 229V228H20ZM143 229V228H142ZM155 229V228H154ZM157 229V228H156ZM7 230V228H6ZM23 230V229H22ZM32 230V229H31ZM64 230V229H63ZM111 230V229H110ZM122 230V229H121ZM127 230V229H126ZM24 231V230H23ZM26 231V230H25ZM116 231V230H115ZM119 231V230H118ZM124 231V230H123ZM138 231V229H137ZM149 231V230H148ZM57 232V231H56ZM63 232V231H62ZM65 232V231H64ZM68 232V231H67ZM111 232V231H110ZM143 232V231H142ZM1 233V232H0ZM115 233H118L117 231ZM126 233V232H125ZM139 233V232H138ZM163 233V232H162ZM3 234V233H2ZM23 234V233H22ZM25 234V233H24ZM34 234V233H33ZM52 234V233H51ZM60 234V233H59ZM113 234V233H112ZM1 235V234H0ZM5 235V234H4ZM7 235V234H6ZM117 235V234H116ZM151 235V234H150ZM31 236V235H29ZM80 236V235H79ZM112 236L113 241H116V236ZM34 237V236H33ZM40 237V236H37ZM123 237V236H122ZM127 237V236H126ZM132 237V236H131ZM145 237V236H144ZM148 237V236H147ZM4 238V237H3ZM9 238V237H6ZM13 238V237H12ZM11 238V239H12ZM15 239V238H14ZM32 239V236H31ZM75 239V238H74ZM118 239V238H117ZM123 239V238H122ZM127 239V238H126ZM150 239V238H149ZM1 240V239H0ZM9 240V239H7ZM24 240V239H23ZM28 240V239H27ZM43 240V239H42ZM128 240V239H127ZM138 240V239H137ZM140 240V239H139ZM147 240V238H146ZM3 241V240H2ZM13 241V239H12ZM39 241V240H38ZM99 241V240H98ZM136 241V240H135ZM1 242V241H0ZM5 242V240H4ZM8 242V241H7ZM10 242V240H9ZM47 242V241H46ZM118 242V241H117ZM143 242V241H142ZM141 242V243H142ZM11 243V242H10ZM26 243V242H25ZM30 243V242H29ZM38 243V242H37ZM116 243V242H115ZM121 243V242H120ZM124 243V242H123ZM149 243V242H148ZM4 244V243H3ZM36 244V243H35ZM50 244V243H49ZM52 244V243H51ZM114 244V243H113ZM138 244V243H136ZM147 244V242H146ZM8 245H10L8 243ZM68 245V244H67ZM157 245V244H156ZM7 246V245H6ZM27 246V245H26ZM105 246V245H104ZM123 246V245H122ZM140 246V245H139ZM103 247V246H102ZM138 247V246H137ZM7 248V247H6ZM11 248V247H10ZM131 248V247H130ZM135 248V247H134ZM2 249V248H1ZM8 249V248H7ZM11 248L10 250H12ZM103 249V248H102ZM136 249V248H135ZM38 250V249H37ZM141 250V249H140ZM1 251V250H0ZM7 251V250H6ZM5 251V252H6ZM13 251V250H12ZM59 251V250H58ZM139 251V250H138ZM3 252V253H5ZM26 252V251H25ZM10 253V252H9ZM62 253V252H61ZM53 254V253H52ZM11 256V255H10ZM74 256V255H73ZM135 256V255H134ZM119 257V256H118ZM11 258V257H10ZM15 259V258H14ZM47 261V260H46ZM129 261V260H128ZM132 261V260H131ZM34 262V261H33ZM176 262V261H175ZM40 263V262H39ZM33 264V263H32Z\"/></svg>", "mask_w": 264, "mask_h": 264}]
</instances>
